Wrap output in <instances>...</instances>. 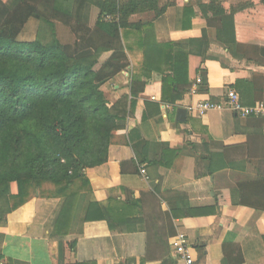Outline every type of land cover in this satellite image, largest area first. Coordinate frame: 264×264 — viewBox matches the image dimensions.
<instances>
[{
  "label": "crops",
  "instance_id": "crops-1",
  "mask_svg": "<svg viewBox=\"0 0 264 264\" xmlns=\"http://www.w3.org/2000/svg\"><path fill=\"white\" fill-rule=\"evenodd\" d=\"M260 1L216 0L215 5L229 14L239 4ZM212 3L157 0L158 8H165L161 15L143 9L128 18L129 24L145 27L125 38L130 66L104 90L112 105L129 98L128 116L113 134L107 162L84 171L90 185L71 186L80 199L67 200L44 184L10 213L0 224V264H66L59 245L66 229H74L68 238L75 242L70 264H181L171 246L178 234L193 245L195 264H264V211L250 207L264 204V118H241L228 110L199 118L190 111L199 102L218 103L227 88L238 92L246 107L264 103L257 90L264 88V73L240 69L222 44L204 39V30L221 26L209 9ZM39 24L30 19L18 42L36 41L30 34ZM202 40V48L192 44ZM146 43L172 46L173 58L202 51V59L189 57L191 89L181 100L164 98L170 82L164 86L162 70L171 66L163 55H156L144 91L131 95L132 76L145 61L139 46ZM193 65L206 73L208 94L197 92ZM180 110L186 111L184 121L178 120ZM248 179L254 181L240 184ZM198 210L210 214L195 215Z\"/></svg>",
  "mask_w": 264,
  "mask_h": 264
},
{
  "label": "trees",
  "instance_id": "trees-1",
  "mask_svg": "<svg viewBox=\"0 0 264 264\" xmlns=\"http://www.w3.org/2000/svg\"><path fill=\"white\" fill-rule=\"evenodd\" d=\"M212 1L209 9L220 18L221 26L204 30V39L222 44L240 69L264 73V0L239 4L229 14ZM143 9L161 15L165 8L159 9L157 0H0V203L6 207L0 208V224L5 225L8 215L44 184L55 186L67 200L80 199L71 186L75 182L90 185L84 171L107 162L113 134L128 116L129 98L124 96L112 105L102 87L130 66L125 38L145 26L131 25L128 18ZM30 19L50 29V42H18ZM192 44L202 48L204 41ZM139 47L145 61L132 76L133 98L144 91L156 57L163 55L171 66L162 70L164 86L171 83L168 91L163 89L164 98L173 103L181 100L191 89L189 57L202 59V51L173 58L168 56L173 49L169 45ZM193 68L201 77L197 92L208 94L206 73ZM257 90L264 94L261 86ZM250 207L264 211V204ZM65 212L68 220L71 209ZM73 232L66 229L61 244L59 238L60 258L66 264L75 249V242L68 239Z\"/></svg>",
  "mask_w": 264,
  "mask_h": 264
},
{
  "label": "built area",
  "instance_id": "built-area-1",
  "mask_svg": "<svg viewBox=\"0 0 264 264\" xmlns=\"http://www.w3.org/2000/svg\"><path fill=\"white\" fill-rule=\"evenodd\" d=\"M201 83V77L196 79V86ZM223 110H230L240 116L241 118L248 117H264V103H257L253 107L244 106L240 95L233 88H227L222 100L218 103L211 101L199 102L191 107V112L197 117L201 118L209 112ZM143 177L149 180L147 172L144 167L140 170ZM171 246L181 262V264H195L193 245L190 243L188 237L184 234H178L172 241Z\"/></svg>",
  "mask_w": 264,
  "mask_h": 264
},
{
  "label": "rangeland",
  "instance_id": "rangeland-1",
  "mask_svg": "<svg viewBox=\"0 0 264 264\" xmlns=\"http://www.w3.org/2000/svg\"><path fill=\"white\" fill-rule=\"evenodd\" d=\"M27 38H29V37H27ZM30 38L31 39L32 38L40 39L41 41H43L44 44H46V43L50 42V40H51L50 39V29H48V27L45 24H43V23H40L38 26L35 25L34 26V32L32 34H30ZM106 85L102 87L103 92H104L105 89H107ZM0 208H2V209L6 208L4 202L0 203Z\"/></svg>",
  "mask_w": 264,
  "mask_h": 264
},
{
  "label": "water",
  "instance_id": "water-1",
  "mask_svg": "<svg viewBox=\"0 0 264 264\" xmlns=\"http://www.w3.org/2000/svg\"><path fill=\"white\" fill-rule=\"evenodd\" d=\"M186 117V111L185 110H180L178 114V120L179 121H184Z\"/></svg>",
  "mask_w": 264,
  "mask_h": 264
}]
</instances>
